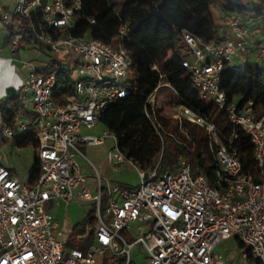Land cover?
Here are the masks:
<instances>
[{
    "label": "built area",
    "instance_id": "2783aa9c",
    "mask_svg": "<svg viewBox=\"0 0 264 264\" xmlns=\"http://www.w3.org/2000/svg\"><path fill=\"white\" fill-rule=\"evenodd\" d=\"M2 3L8 4L6 9ZM80 10L79 0L70 6L65 0H0L5 37H10L13 16L40 14L44 30H33V37L52 55L46 67L19 66L27 71L15 90L28 96L30 107L28 115L15 116V130L6 129L3 136L12 142L22 134L34 135L39 174L33 184H23L0 163V264H95L96 258L102 264H138L131 253L135 246L145 251L139 264H215L222 259L216 247L231 237L243 246L242 261L264 264V115L258 116L251 102L239 106L236 99L227 100L220 87L226 64L234 67L249 55L264 62V26L256 34L250 23L229 16L221 20L226 35L219 41L203 45L184 34L188 57L181 66L199 98L227 115L233 130L228 145L236 138L234 129L240 128L253 147L254 172L246 173L212 123L181 109L179 120L201 127L209 137L218 164L212 185L183 160L172 173H160L159 163L152 171L138 170L118 149L113 134L105 129L100 135L91 133L101 115L129 94L132 61L120 43L114 47L65 35ZM125 36L126 26L120 27L118 37ZM21 40V34L15 35L7 47L15 52ZM59 65L71 70L72 90L56 98L54 70ZM162 87L149 98L152 107ZM106 140L114 145L108 155L114 170L126 161L136 169V189L102 178L92 164H86L89 174L83 173L76 158L84 157L77 146L97 147ZM60 201L93 204L95 228L87 236L92 241L86 251L67 247V236L48 211Z\"/></svg>",
    "mask_w": 264,
    "mask_h": 264
},
{
    "label": "trees",
    "instance_id": "16d2710c",
    "mask_svg": "<svg viewBox=\"0 0 264 264\" xmlns=\"http://www.w3.org/2000/svg\"><path fill=\"white\" fill-rule=\"evenodd\" d=\"M72 1L65 0V5L70 6ZM79 1L81 10L74 14V28L64 34L114 46L120 43L131 58L129 94L111 105L101 115L99 124L116 137L118 149L136 169L152 171L159 163L160 173H172L183 160L195 174L204 175L212 185L215 183L218 164L210 152L207 133L201 128L200 133L187 140L178 130H170L168 122L156 115L157 99L168 87L177 96L176 105L180 109L188 108L214 125L220 141L229 150L236 151L243 172H254L253 147L248 136L240 128H235L236 138L232 145H228L233 130L227 115L213 103L199 98L189 72L181 63L188 57L185 33L203 45L219 41L226 35L224 26L214 19L213 10L225 17L233 16L250 23L251 29L258 34L252 26H264V0H121L118 11L110 0ZM123 26H126V36L121 39L118 29ZM33 30H44L40 14L30 18L13 16L8 24L10 37L6 42L21 34L16 52L27 47H37L44 52L33 37ZM50 63L48 61L47 65ZM154 66L156 70L152 69ZM70 71L61 65L54 70L56 98L71 92ZM160 84L163 87L156 93L152 107L149 98ZM220 87L227 100L236 99L239 106L251 102L255 113L264 115V68L257 63L246 61L234 67L226 64L220 75ZM24 98L25 95L5 97L0 103V126L4 130L14 131L15 116L28 115ZM10 143L16 148L37 150L35 137L30 133L19 135ZM38 174L39 164L35 156L28 184H33ZM94 228V210H90L73 227L68 240L72 241L74 234L86 231L92 235Z\"/></svg>",
    "mask_w": 264,
    "mask_h": 264
},
{
    "label": "rangeland",
    "instance_id": "374dc122",
    "mask_svg": "<svg viewBox=\"0 0 264 264\" xmlns=\"http://www.w3.org/2000/svg\"><path fill=\"white\" fill-rule=\"evenodd\" d=\"M110 1L115 4V10L118 11L121 0ZM250 1L256 0H244V2ZM252 28L254 30H257L258 33H260V31L262 30V26L256 24H254ZM51 56L52 55L50 53L46 54L37 47H27L24 50H19L17 53H15V55H13V57H15L14 65L17 69L18 74L23 77L24 73L27 70L19 69V66L22 62H25L32 67H46ZM243 59V62L253 60L252 62L257 63L261 68H264V62H256L254 55L244 56ZM18 96H21V93H18ZM24 100V104L28 105L30 101L28 96H25ZM177 101L178 99L175 93L170 88L166 87L165 89H163L159 98L157 99L156 115L157 117L165 119L168 122V127L170 130H178L187 140H191L192 136L200 133L202 129L201 127H198L196 125L184 122L183 120H179V113L181 109L176 105ZM3 131L4 129L0 126V154L6 157L10 165L14 166L18 171H24L27 159L32 158L33 156V150L30 147L16 148L12 145L7 144L6 139L3 136ZM102 131L103 127L98 124L91 133L100 135ZM4 144L6 145L1 148V146ZM113 147L114 145L110 140H106L103 145L97 147H88L86 145L79 144L77 148L82 153L84 158L78 156L76 160L81 167H83V165L85 164H88L89 166L90 164H92L97 168L98 173L102 178H105L112 183H119L126 186L127 188L136 189L138 186V175L136 169L128 161L118 165L117 170H114L110 166L108 155L114 151ZM84 169L86 170L84 172L91 171V169L88 167L87 169ZM21 183L25 184V181L21 180ZM84 208L85 211L87 210V212L93 210V204L91 205L90 210L89 206L87 208L85 206ZM87 236V231L83 234H74V236L72 237V241L68 240L67 247L78 248L82 251H86L92 241V237L90 236L88 238ZM131 253L133 257H136V261L138 262V264L143 262L145 258V251L141 246H135ZM230 258L238 262L239 259L241 260V252L236 251L232 253ZM95 264H102V259L96 258Z\"/></svg>",
    "mask_w": 264,
    "mask_h": 264
},
{
    "label": "crops",
    "instance_id": "0c3cea01",
    "mask_svg": "<svg viewBox=\"0 0 264 264\" xmlns=\"http://www.w3.org/2000/svg\"><path fill=\"white\" fill-rule=\"evenodd\" d=\"M242 1V0H238ZM244 1V0H243ZM7 3H2L1 6L3 8H7ZM213 17L219 24L222 25L221 20L225 18L219 11L213 10ZM0 41H1V46H0V57L3 58H8L11 59L13 64H14V59L13 55H15V52H12L8 47H7V42H6V37H5V32L0 30ZM15 66V65H14ZM24 76V75H23ZM20 92H16V95H18ZM22 96V94H21ZM7 97V96H6ZM5 99V98H4ZM0 100V103L3 102V100ZM25 101V100H24ZM25 110L28 113L29 107H30V102L28 105H25ZM6 143L9 145H12L8 140H6ZM6 144L2 145L4 147ZM13 146V145H12ZM33 150V156L32 158L27 159V163L25 166L24 171H18L14 166H11L9 161L7 160L6 157L2 156L0 154V163H2L5 167H7L13 174L14 176L21 182V180L25 181V184H28L29 182V175L31 172V169L33 167L34 163V158L36 156V151L30 147ZM80 157V156H79ZM86 165V164H85ZM83 165V173L89 174V172H84L86 171L84 168L87 169V167ZM24 184V183H23ZM119 184V183H118ZM92 203L91 202H67V201H60L58 205H50L48 206V211L53 215L54 219L57 220V222L60 225V228L62 229L63 233L67 238L72 234V229L73 227L81 222L83 218L86 216L87 210L85 211V206L86 208L89 206V210L91 208ZM55 209V211H54ZM243 247L241 242L236 238V237H231L227 240H224L218 244V246L215 249V254H220L222 256V259L217 261L215 264H250V262L247 261H242L239 259L238 262L236 260H233L230 258L231 254L238 251L241 252V256L243 253ZM242 261V262H241Z\"/></svg>",
    "mask_w": 264,
    "mask_h": 264
},
{
    "label": "clouds",
    "instance_id": "9594fccd",
    "mask_svg": "<svg viewBox=\"0 0 264 264\" xmlns=\"http://www.w3.org/2000/svg\"><path fill=\"white\" fill-rule=\"evenodd\" d=\"M23 78L18 74L11 59L0 57V100L8 95V89H19Z\"/></svg>",
    "mask_w": 264,
    "mask_h": 264
},
{
    "label": "water",
    "instance_id": "95a60500",
    "mask_svg": "<svg viewBox=\"0 0 264 264\" xmlns=\"http://www.w3.org/2000/svg\"><path fill=\"white\" fill-rule=\"evenodd\" d=\"M7 91H8L7 97H12V96L16 95V90L15 89L9 88Z\"/></svg>",
    "mask_w": 264,
    "mask_h": 264
}]
</instances>
